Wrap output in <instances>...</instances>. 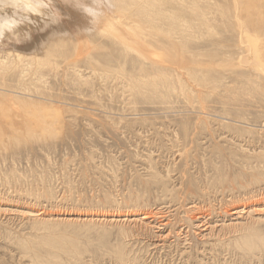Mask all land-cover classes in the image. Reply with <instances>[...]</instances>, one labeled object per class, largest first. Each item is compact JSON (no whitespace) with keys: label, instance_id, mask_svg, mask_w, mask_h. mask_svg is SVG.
<instances>
[{"label":"rangeland","instance_id":"obj_1","mask_svg":"<svg viewBox=\"0 0 264 264\" xmlns=\"http://www.w3.org/2000/svg\"><path fill=\"white\" fill-rule=\"evenodd\" d=\"M200 5L180 44L115 21L126 52L55 0L0 46L60 63L6 76L33 96L0 100V264H264V0Z\"/></svg>","mask_w":264,"mask_h":264},{"label":"bare ground","instance_id":"obj_2","mask_svg":"<svg viewBox=\"0 0 264 264\" xmlns=\"http://www.w3.org/2000/svg\"><path fill=\"white\" fill-rule=\"evenodd\" d=\"M204 2V0H114L115 3V8L113 10H111L112 12H109L105 19L99 24L97 25L91 32L100 35V36H105V37H109L112 38L110 40H113V42L116 44V42H119V44L122 46L121 49H123L126 52L132 51L133 50V45L131 47V45H129V43H127L124 40H122V38H117L114 37L115 35V31H117V27H115L114 24H116L118 21L124 20V22L122 23V25H124V31L126 32V30L128 29L137 33H141L143 34L145 37V41H147L146 39L149 38H153L154 36V32L152 31H162V20L165 21L164 24V31L166 30V28H168L167 33H174L178 35V40L179 42L177 43H184L185 41L188 40V38H195L196 35V27H195V23L196 21H198L199 19L203 18L204 19V14L206 13H201V11L203 10V8L201 7V3ZM213 2V1H212ZM228 2V1H227ZM207 3V1H206ZM214 4V3H213ZM237 4V3H236ZM204 5V4H203ZM210 3L206 6H204V8H209ZM217 6V5H216ZM223 6V5H222ZM237 6V5H236ZM239 6V5H238ZM71 9V8H70ZM236 9V8H235ZM72 10V9H71ZM74 10V9H73ZM75 12H77V10H75ZM210 12V11H209ZM239 12V11H238ZM73 13V12H72ZM231 14V13H230ZM82 15V14H81ZM213 15V14H212ZM240 15V14H239ZM238 17V16H237ZM84 18V19H83ZM210 18V17H209ZM33 19H38V18H33ZM212 19V18H211ZM116 21V23H115ZM240 21V20H239ZM82 24L84 25L85 28L90 27L89 25V21L88 18H86L85 16L82 15ZM119 24V22L117 23V25ZM197 24V23H196ZM242 24V23H241ZM81 25V24H80ZM121 26V24H120ZM43 27V26H42ZM71 27H69L70 29ZM121 29V27H119ZM61 29V28H60ZM26 27H23L20 29L21 32L25 31ZM56 30V29H55ZM136 30V31H135ZM52 31V30H51ZM122 31V32H124ZM165 31V32H166ZM72 32V31H71ZM130 32V31H129ZM128 32V33H129ZM164 32V33H165ZM176 32V33H175ZM242 32V31H241ZM151 33V34H150ZM171 33V35H172ZM125 34V33H124ZM132 34V33H131ZM131 34H129L131 36ZM149 34V37L146 35ZM161 34V33H160ZM128 35V36H129ZM166 35V34H165ZM63 36V35H62ZM88 36V35H87ZM91 36V35H90ZM93 36V35H92ZM123 36V35H122ZM120 36V37H122ZM44 37V36H43ZM159 37V36H158ZM67 38V37H65ZM65 38H59L57 40H55V44L57 45H64L67 43ZM82 37L79 35H75L74 36V41L78 42ZM139 38V37H138ZM170 38V37H169ZM175 38V37H174ZM142 39V38H141ZM140 39V40H141ZM159 39V38H158ZM109 40V41H110ZM170 40V39H169ZM172 40V39H171ZM82 41V40H81ZM128 42H130L129 40H127ZM151 41V40H150ZM112 42V43H113ZM137 42V41H136ZM142 42V41H141ZM170 42H173L170 41ZM108 43V42H107ZM133 43V42H132ZM144 43V42H143ZM148 43V42H147ZM174 43V42H173ZM111 44V43H110ZM136 44V43H135ZM39 45V44H38ZM137 45V44H136ZM140 45V44H139ZM97 46V45H96ZM102 46V45H100ZM100 46H97L100 47ZM108 46V45H107ZM147 46V45H146ZM189 46V45H188ZM103 47V46H102ZM100 47V48H102ZM116 47V46H115ZM34 48V47H33ZM62 48V47H61ZM69 48V45H68ZM96 48V47H95ZM100 48H98L100 50ZM110 47L108 46V49ZM139 48V47H138ZM142 48V47H141ZM181 49L186 48V44H181V46L179 47ZM60 49V48H59ZM65 49V48H64ZM71 49V48H70ZM105 49V47H104ZM105 49V50H108ZM116 49V48H115ZM149 49V48H148ZM249 49V48H248ZM72 50V49H71ZM70 50V51H71ZM96 51V49H94ZM93 50V52H94ZM104 50V51H105ZM111 50V48L109 49ZM141 50V49H140ZM29 51V50H28ZM32 51V48L31 50ZM67 51V48H66ZM101 51V50H100ZM113 51V50H112ZM145 51V50H144ZM142 51V52H144ZM11 51H2L0 50V100H3L4 98L8 97L6 94H13L15 95V99L22 102L23 100H20V97H22L24 99L23 96H28L31 98L32 100V96L28 95L27 93H23L26 92H19L18 89L20 88H16L15 90H11L10 88H7L6 86L8 85V83L10 82H5L6 80V76H9L8 74H10L11 72H17L19 74V77H17V85L21 86V88L23 86H25L26 84V79L29 78L28 75H30V72L33 71H39L40 70V65L42 66V68L45 67H50L52 68V66H57L60 64H58V61H52V54L49 52V49L44 52L43 57L39 58V56H30V55H24V54H19V53H9ZM34 52H38V50H34ZM62 52V51H61ZM92 52V53H93ZM114 52V51H113ZM137 52V51H136ZM141 52V53H142ZM263 52V51H262ZM15 53V54H14ZM33 53V52H32ZM65 53V52H64ZM70 53V52H69ZM130 53V52H129ZM138 53H140L138 51ZM148 53V52H147ZM8 54V56L5 58L4 56H6ZM91 54V53H90ZM123 54V53H122ZM143 54V53H142ZM4 55V56H3ZM62 55V54H61ZM115 55V54H114ZM128 55V53H127ZM133 55V53H132ZM144 55V54H143ZM262 55V53H261ZM70 57V54L68 55ZM98 56V55H95ZM112 56V55H111ZM110 56V58H111ZM121 56V54H120ZM126 56V54H125ZM129 56V55H128ZM131 56V55H130ZM129 56V57H130ZM145 56V55H144ZM248 56V55H247ZM260 56V55H259ZM29 58L27 62V65L22 64V61H24L25 58ZM88 57V56H86ZM101 57V56H100ZM109 57V56H108ZM123 57V56H122ZM146 57V56H145ZM60 58V57H58ZM65 58V57H64ZM89 58V57H88ZM91 58V55H90ZM102 58V57H101ZM104 58V57H103ZM109 58V60H110ZM125 58V57H124ZM251 58V57H250ZM108 59V58H107ZM106 59V60H107ZM114 59V58H113ZM134 59V58H133ZM136 59V57H135ZM63 60V59H62ZM65 61H67V59H64ZM87 59V63H88ZM92 60V59H91ZM89 60V61H91ZM104 61H106L105 59H103ZM123 60V59H121ZM126 60V59H125ZM138 60V59H137ZM249 60V59H248ZM97 61V60H96ZM99 61H102V59H100ZM130 61V60H129ZM127 60V62H129ZM135 61V60H133ZM140 61V60H139ZM143 61V60H141ZM95 62V61H94ZM126 62V64H127ZM243 62V61H242ZM257 62V61H256ZM96 63V62H95ZM99 63V62H98ZM111 63V62H110ZM114 63V62H113ZM120 63V62H119ZM118 63V64H119ZM122 63V62H121ZM135 63V62H134ZM133 63V64H134ZM140 63V62H139ZM154 63V62H153ZM153 63H150L153 64ZM250 63V61H249ZM105 64V63H103ZM132 64V65H133ZM141 64V63H140ZM182 64V63H181ZM183 64L186 63L183 62ZM243 64V63H242ZM248 64V63H247ZM251 64V63H250ZM122 65V64H121ZM135 65V64H134ZM159 65V64H158ZM180 66V64H178ZM264 65V64H263ZM263 65H261L258 61V63H256L255 66H258L259 68H257V71H263L262 67ZM60 66V65H59ZM113 66V65H111ZM153 65L149 66L152 67ZM161 66V65H160ZM163 66V65H162ZM177 66V65H176ZM185 67L184 65H181V67ZM244 66V65H243ZM248 66V65H247ZM254 66V65H253ZM110 67V66H109ZM114 67V66H113ZM127 67V66H126ZM143 66H141L142 68ZM116 68V67H115ZM122 68V67H121ZM134 68V67H133ZM164 68V67H163ZM159 69V68H156ZM184 69V68H182ZM186 69V68H185ZM188 69V68H187ZM10 72V73H9ZM264 72V71H263ZM13 74V73H12ZM15 74V73H14ZM37 74V73H36ZM16 76H18L17 74H15ZM35 75V74H34ZM13 75H11L12 77ZM15 76V77H16ZM14 77V78H15ZM30 79V78H29ZM40 79V78H39ZM42 79V78H41ZM16 80V79H15ZM8 81V80H7ZM28 81V80H27ZM35 81V80H34ZM37 81V80H36ZM167 81V80H166ZM31 82V81H30ZM7 83V85H6ZM15 83V82H14ZM14 83H12L11 85L14 86ZM38 83V82H37ZM137 83V82H136ZM156 83V82H155ZM34 84V83H33ZM164 84V83H163ZM10 85V84H9ZM8 85V86H9ZM16 85V83H15ZM165 85V84H164ZM143 86V85H142ZM11 87V86H10ZM140 87V86H139ZM164 87V86H163ZM168 87V86H166ZM12 88V87H11ZM25 88V87H24ZM38 88V87H37ZM36 88V89H37ZM33 89H35V87L33 86ZM17 90V91H16ZM29 90V87L28 89ZM40 90V88H39ZM37 90V91H39ZM255 91V90H254ZM256 92V91H255ZM32 93V92H29ZM34 93V92H33ZM37 94V93H36ZM40 94V93H38ZM42 94V93H41ZM37 96V95H36ZM39 96V95H38ZM46 96H48L47 94H45L44 99H48L46 98ZM50 96V95H49ZM48 96V97H49ZM27 98V97H26ZM25 98V99H26ZM29 98V100H30ZM36 98V97H33ZM43 98V96H42ZM41 98V99H42ZM28 100V98L26 99ZM37 100V99H36ZM25 101V100H24ZM23 101V103H25ZM51 101V100H50ZM28 103V101H26ZM31 102V101H30ZM35 103V102H34ZM36 104V103H35ZM25 110L27 111V109L25 108ZM31 217H34L33 214H30ZM82 220V219H81ZM115 220V219H114ZM119 220V219H118ZM137 220V219H136ZM124 222L127 221V219L123 220ZM122 221V222H123ZM131 221H135V219H131ZM133 223V222H132Z\"/></svg>","mask_w":264,"mask_h":264},{"label":"clouds","instance_id":"obj_3","mask_svg":"<svg viewBox=\"0 0 264 264\" xmlns=\"http://www.w3.org/2000/svg\"><path fill=\"white\" fill-rule=\"evenodd\" d=\"M88 18L90 27L83 33L91 32L106 15L115 8L114 0H62ZM39 18V24L36 19ZM63 17L55 7V0H0V46L4 42L21 44L30 41L31 30L21 32L26 26L43 25L40 31L61 23ZM13 53V52H9ZM15 54V53H14ZM4 56V55H3ZM8 56H4L5 58Z\"/></svg>","mask_w":264,"mask_h":264}]
</instances>
